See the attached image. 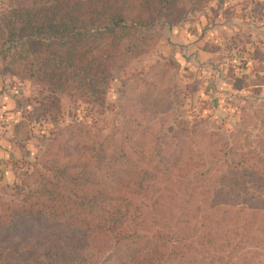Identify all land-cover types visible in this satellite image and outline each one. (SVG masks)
<instances>
[{
  "label": "trees",
  "instance_id": "16d2710c",
  "mask_svg": "<svg viewBox=\"0 0 264 264\" xmlns=\"http://www.w3.org/2000/svg\"><path fill=\"white\" fill-rule=\"evenodd\" d=\"M211 1L10 0L0 63L50 94L100 103L114 73ZM153 78L129 81L141 95L124 131L103 137L81 122L58 130L26 184L34 188L16 202L0 198V264H52L28 261L24 239L36 226L71 231L112 264H213V242L240 253L252 226L264 234L254 217L261 209L249 206L264 202V141L252 152L247 139L231 145L175 119L157 138L163 119L150 126L145 116L169 112L173 92Z\"/></svg>",
  "mask_w": 264,
  "mask_h": 264
},
{
  "label": "rangeland",
  "instance_id": "374dc122",
  "mask_svg": "<svg viewBox=\"0 0 264 264\" xmlns=\"http://www.w3.org/2000/svg\"><path fill=\"white\" fill-rule=\"evenodd\" d=\"M9 2L0 0V13L8 9ZM263 4L262 0H213L201 11L187 14L185 20L171 28L165 27L154 49L114 73L103 101L96 104L50 94L37 85L12 77L0 63V75L5 76L6 86L20 90L18 95L14 91L9 94L16 108L22 111L27 103L30 107L18 117L23 120L13 138L15 154L10 173L0 172V198L16 202L34 188H27L26 184L33 182L31 174L34 170L41 169L38 159L58 130L81 122L93 134L103 137L118 129L124 131L133 119L135 103L141 95L138 96V90H131L129 81L148 75L154 77L150 79L152 85L157 88L168 86L173 92L169 112L145 116L153 119L150 126L163 119L156 127L160 130L157 138L168 133V127L175 124L171 121L175 119L185 121L197 130L218 134L231 145H242L247 139L251 142L252 152H259L258 142L264 141V49L256 45L255 50L250 51L248 38L252 37L251 27L262 28L264 24ZM178 27L177 35L173 28L178 30ZM255 33V41L261 43L263 30ZM249 55L253 57L250 58L252 62ZM157 76L160 83L154 81ZM150 108L148 102L146 110L150 111ZM250 191L254 197L258 195L256 186H250ZM249 206L261 209L254 217L258 228L263 230L264 202L253 199ZM256 228L252 226L254 234L250 245L240 253L233 247L219 245L220 240L213 242L208 248V252L213 253V264H264V234ZM24 244L30 251L28 261L112 264L106 262L104 256L91 252L83 240L81 242L67 230L36 226L25 236ZM175 264L203 263L199 258L191 257L185 263Z\"/></svg>",
  "mask_w": 264,
  "mask_h": 264
},
{
  "label": "crops",
  "instance_id": "0c3cea01",
  "mask_svg": "<svg viewBox=\"0 0 264 264\" xmlns=\"http://www.w3.org/2000/svg\"><path fill=\"white\" fill-rule=\"evenodd\" d=\"M264 2V0H262ZM263 9H264V4H263ZM263 17H264V10H263ZM188 22H186L187 25ZM255 25V23H252ZM258 26L251 27L249 33L252 35V37H249V46L251 48L250 51L255 50V46L259 45L260 47H263L264 49V39L261 38V43L256 42L255 36H256V31L258 30H263L264 33V24L262 28H257ZM177 28V27H176ZM238 29V27H236ZM236 30V29H235ZM173 32L178 35L179 27L178 30L173 28ZM176 38V37H175ZM173 42L175 40L172 38L171 39ZM177 40V39H176ZM251 53V52H250ZM253 59L252 56L249 55V60ZM252 62V60H250ZM3 78V79H2ZM5 76L1 77L0 75V172L3 173L4 175H9V169H10V164L12 161V157L15 154V149H14V136L17 134L16 131H18V126L19 122L23 120L19 119L18 117L19 114L24 113L25 110L29 109L28 103L26 106L23 108L22 111L18 110L16 106L13 103L12 96H9L10 92L14 91L16 95L20 94V90H15V86L11 89L6 86V82L4 81ZM12 94V93H11ZM18 97H16L17 99ZM24 98V93H22V99Z\"/></svg>",
  "mask_w": 264,
  "mask_h": 264
}]
</instances>
